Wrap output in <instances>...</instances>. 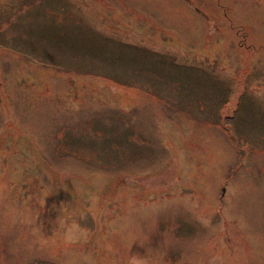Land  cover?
<instances>
[{"label": "rangeland", "instance_id": "1", "mask_svg": "<svg viewBox=\"0 0 264 264\" xmlns=\"http://www.w3.org/2000/svg\"><path fill=\"white\" fill-rule=\"evenodd\" d=\"M137 258L264 264V0H0V264Z\"/></svg>", "mask_w": 264, "mask_h": 264}, {"label": "clouds", "instance_id": "2", "mask_svg": "<svg viewBox=\"0 0 264 264\" xmlns=\"http://www.w3.org/2000/svg\"><path fill=\"white\" fill-rule=\"evenodd\" d=\"M135 264H144V261H143L142 258H137V259L135 260Z\"/></svg>", "mask_w": 264, "mask_h": 264}, {"label": "trees", "instance_id": "3", "mask_svg": "<svg viewBox=\"0 0 264 264\" xmlns=\"http://www.w3.org/2000/svg\"><path fill=\"white\" fill-rule=\"evenodd\" d=\"M3 139L5 140V138L3 137ZM166 170H167V172L165 173V174H168L169 172H168V170H169V166L168 167H166ZM136 187H140V188H142V189H147V186H137V185H135Z\"/></svg>", "mask_w": 264, "mask_h": 264}, {"label": "bare ground", "instance_id": "4", "mask_svg": "<svg viewBox=\"0 0 264 264\" xmlns=\"http://www.w3.org/2000/svg\"><path fill=\"white\" fill-rule=\"evenodd\" d=\"M206 136V135H205ZM220 149V148H219Z\"/></svg>", "mask_w": 264, "mask_h": 264}]
</instances>
